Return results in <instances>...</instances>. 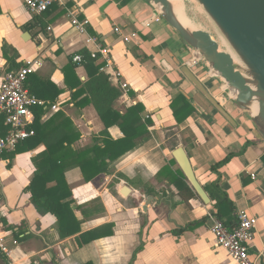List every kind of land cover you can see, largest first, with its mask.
Segmentation results:
<instances>
[{
  "label": "crops",
  "instance_id": "obj_1",
  "mask_svg": "<svg viewBox=\"0 0 264 264\" xmlns=\"http://www.w3.org/2000/svg\"><path fill=\"white\" fill-rule=\"evenodd\" d=\"M68 11L90 21L87 34L81 35L71 26ZM156 11L150 0H66L65 7L54 6L36 15L21 0H0V86L5 73L42 61L31 73L35 83L50 82L59 92L53 103L37 97L45 102L42 125L58 113L64 114L81 137L75 150L91 148L104 139L106 127L95 107L78 106L86 96L77 99L76 94L89 81V72L72 61L76 54L97 52L99 45L110 48L114 66L122 73L121 82L129 85L125 94L121 86L110 82L121 92L115 110L124 114L141 103L144 120L153 123L149 126L151 139L110 172L86 182L80 168L72 166L67 171L82 231L114 226L112 236L82 247L78 235L62 240L57 219L41 216L25 193L36 171L32 159L46 147L13 157L15 149L0 153V215L15 231L26 224L21 238L27 239L21 243L0 225L1 231L10 234L7 244L17 245L7 246L16 251L19 264H238L211 233L213 218H219L210 193L215 185L234 207L229 214L228 206L224 207L227 225L234 226L241 212L257 218L251 254L256 264H264V138L250 115L235 104L224 81L204 61L190 70L230 120L188 81L181 67L192 61L194 53L164 19L145 26ZM116 28L134 35L131 41L119 38ZM101 64L96 61L97 66ZM42 93L48 96L54 90ZM179 94L194 108L181 124L171 109ZM108 133L114 141L124 138L117 126ZM178 148L186 151L209 203L199 196L186 200L171 176H159L168 165L174 172L180 168L172 164ZM228 157L230 160L218 167ZM125 188L130 191L128 196L122 195ZM150 198L153 202L145 212Z\"/></svg>",
  "mask_w": 264,
  "mask_h": 264
},
{
  "label": "trees",
  "instance_id": "obj_2",
  "mask_svg": "<svg viewBox=\"0 0 264 264\" xmlns=\"http://www.w3.org/2000/svg\"><path fill=\"white\" fill-rule=\"evenodd\" d=\"M7 51L8 47L5 46L4 56H7ZM83 56L85 62L83 65L88 70L90 79L76 94L77 99L81 95L86 96L79 101L78 106L80 108L87 105L95 107L106 127L102 134L104 139L91 148L75 150L74 145L81 137L75 131L71 120L64 119V114L58 113L52 120L42 125L41 116L45 113V109L42 107L35 110V123L32 127L35 136L19 144L12 155L13 157L16 154L32 152L41 145L46 147L45 151L32 159L36 171L30 185L25 189V193L30 195L31 203L41 216L53 215L57 219L56 228L62 240L78 235L80 247L112 236L114 226L107 225L92 231H82V222L77 218L73 208V194L66 179L67 171L72 166L80 168L86 182H91L101 174L110 172L120 160L151 139L149 126L153 124L150 119L144 120L145 106L141 103L127 109L124 114L116 111L114 105L121 97V92L114 88L108 77L101 72L102 65L97 66L96 60L92 59L89 53H83ZM26 88L31 94L45 102L53 103L59 94L56 86L50 82L35 83V76L32 74H29L27 78ZM53 90L52 95L45 96L42 93L44 91L49 94ZM171 109L178 124L183 123L194 113V108L183 94L174 98ZM114 126L121 129L124 138L118 141L110 138L108 129ZM8 132L9 128L5 123V117L1 116L0 138L6 136ZM101 143L102 145H100ZM230 158L220 162L218 167L225 165ZM172 164L176 165L177 163L173 160ZM159 176H171L173 185L186 200L198 197L180 168L174 172L168 165L161 170ZM210 193L213 201L216 202L218 217L223 221L224 218H227V214L224 212L225 206H228V214L234 211L232 202L227 194L220 190L219 185L210 187ZM0 225L6 230H10L18 243L27 239L26 236L21 238L25 233L23 231L25 223H22L18 227L19 230L15 231L14 228L8 227L7 220L0 215ZM136 255L137 252L134 259ZM0 264H9L8 259L1 254Z\"/></svg>",
  "mask_w": 264,
  "mask_h": 264
},
{
  "label": "water",
  "instance_id": "obj_3",
  "mask_svg": "<svg viewBox=\"0 0 264 264\" xmlns=\"http://www.w3.org/2000/svg\"><path fill=\"white\" fill-rule=\"evenodd\" d=\"M197 1L238 56L241 66L236 65L230 55L220 51L218 39L212 34L201 29L192 31L186 28L177 18L171 0H150L185 44L197 52L209 68L224 81L235 104L250 115L264 138V0ZM181 71L188 81L230 120L227 112L206 92L194 73L185 65L181 67ZM256 107L258 112L255 113ZM173 156L191 187L202 201L209 203L208 195L197 180L186 151L178 148ZM129 192V189L125 188L122 195L128 196ZM151 202L152 198L146 202L145 212Z\"/></svg>",
  "mask_w": 264,
  "mask_h": 264
},
{
  "label": "built area",
  "instance_id": "obj_4",
  "mask_svg": "<svg viewBox=\"0 0 264 264\" xmlns=\"http://www.w3.org/2000/svg\"><path fill=\"white\" fill-rule=\"evenodd\" d=\"M28 10L36 15H43L54 6L65 7L66 0H21ZM157 8V7H156ZM71 26L81 35L87 34L90 21L80 19L75 13L68 11L67 15ZM163 17L157 8L152 19L145 23L149 27L152 22H159ZM51 30V28H50ZM115 34L126 43L131 41L134 35L125 34L120 28L115 29ZM95 40H90L92 42ZM97 52L91 53V58L102 61L101 72L104 73L109 81L121 86L123 93L128 94L129 85L123 83L122 73L114 66L110 48L99 45ZM193 51V50H192ZM194 57L187 65L189 69L195 67L198 62L204 61L195 51ZM197 59V60H195ZM73 63L82 66L84 56L76 54L72 59ZM42 61L28 62L24 67L18 70L10 71L4 74L0 86V115L5 117V123L9 128L6 136L0 138V153L3 151L16 149V147L35 136L32 129L35 123L34 109L45 106V102L38 99L26 88V81L34 67L40 68ZM233 98V96H232ZM54 111L58 109V104L53 106ZM214 224L211 233L214 236L217 245L225 250L238 264H256V260L251 254L252 244L256 238L257 218L246 212L238 215L237 222L233 227L226 225L219 218H213ZM10 234L0 230V254L6 256L9 264H19L18 256L15 250H10L7 246V239Z\"/></svg>",
  "mask_w": 264,
  "mask_h": 264
},
{
  "label": "rangeland",
  "instance_id": "obj_5",
  "mask_svg": "<svg viewBox=\"0 0 264 264\" xmlns=\"http://www.w3.org/2000/svg\"><path fill=\"white\" fill-rule=\"evenodd\" d=\"M187 7V14L191 20L194 21L195 24L198 25V28L201 29L204 32L212 34L215 38L220 40L219 38L223 35L218 29V27L215 25V23L211 20V18L208 16L206 11L203 9V12L201 11V5L197 0H183ZM224 38V37H223ZM11 248L16 247L13 245L10 241H8ZM7 244V245H8Z\"/></svg>",
  "mask_w": 264,
  "mask_h": 264
},
{
  "label": "bare ground",
  "instance_id": "obj_6",
  "mask_svg": "<svg viewBox=\"0 0 264 264\" xmlns=\"http://www.w3.org/2000/svg\"><path fill=\"white\" fill-rule=\"evenodd\" d=\"M171 2L174 6V11H175L177 18L186 28H188L192 31H196L197 29H199L198 25L193 23L188 18L187 7H186L185 3L183 2V0H171ZM203 9H204L203 6H201L202 12H203ZM219 39L220 40H218V42L220 45V51L224 52L225 54L230 55L232 57V59L234 60V63L238 66H241V64H242L241 61L239 60V58L235 54V52L232 50V48L230 47V45L228 44L226 39L223 38L222 36ZM254 110H255V113L258 112V107H256Z\"/></svg>",
  "mask_w": 264,
  "mask_h": 264
}]
</instances>
